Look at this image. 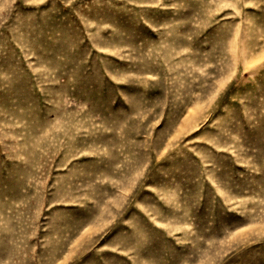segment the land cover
Wrapping results in <instances>:
<instances>
[{
	"label": "rangeland",
	"instance_id": "obj_1",
	"mask_svg": "<svg viewBox=\"0 0 264 264\" xmlns=\"http://www.w3.org/2000/svg\"><path fill=\"white\" fill-rule=\"evenodd\" d=\"M0 264H264V0H0Z\"/></svg>",
	"mask_w": 264,
	"mask_h": 264
}]
</instances>
